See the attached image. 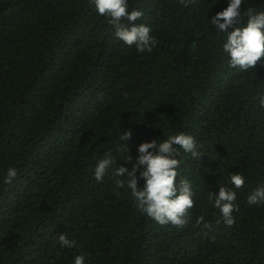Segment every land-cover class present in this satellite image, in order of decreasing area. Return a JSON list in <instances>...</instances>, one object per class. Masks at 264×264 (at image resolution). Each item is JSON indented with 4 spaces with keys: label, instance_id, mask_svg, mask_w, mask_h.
<instances>
[{
    "label": "trees",
    "instance_id": "1",
    "mask_svg": "<svg viewBox=\"0 0 264 264\" xmlns=\"http://www.w3.org/2000/svg\"><path fill=\"white\" fill-rule=\"evenodd\" d=\"M225 7L128 0L157 42L139 53L92 0H0V264H72L80 252L88 264H264V204L247 203L264 183V58L228 66L209 24ZM180 132L201 154L176 157L194 193L185 226L142 214L111 172L95 180L99 160L131 169L141 143ZM9 167L17 176L5 183ZM222 185L237 193L230 227L208 199ZM58 234L77 246L60 247Z\"/></svg>",
    "mask_w": 264,
    "mask_h": 264
},
{
    "label": "clouds",
    "instance_id": "2",
    "mask_svg": "<svg viewBox=\"0 0 264 264\" xmlns=\"http://www.w3.org/2000/svg\"><path fill=\"white\" fill-rule=\"evenodd\" d=\"M96 12L105 16L114 29L115 36L125 45L139 53L151 52L156 45L152 29L147 24L135 22L143 16L140 10L128 11V0H92ZM187 4V0H184ZM248 0H227V7L217 12L209 19V24L218 34L221 51L226 55L228 66L237 71L254 68L264 58V7L254 9L246 7L241 12V6ZM242 16L245 21L242 23ZM126 19L129 23H122ZM259 105L264 108V97L259 99ZM131 131L120 135L121 141L131 139ZM161 137V136H160ZM153 139L141 143L137 148V156L133 163L127 156L124 161L127 166H113L111 158L97 162L94 178L100 182L111 172L116 177L119 188L129 190L138 210L146 214L160 225L171 223L183 227L190 218L189 210L194 206L192 183L188 179L177 180V168L180 161L176 158L180 151L190 153L193 158H200L195 138L187 133L170 134L164 139ZM139 173V175H137ZM17 176V170L9 167L3 179L10 183ZM142 186H140V182ZM229 183L234 188L245 184V177L240 173H232ZM209 203L218 210L219 220L225 226L235 222L233 213L238 211L237 193L232 187L219 186L215 193H210ZM249 206L264 204V183L256 186L247 196ZM203 220V217H200ZM60 247L75 248L76 241L69 239L67 234H58ZM72 264H88L87 253L80 252L73 256Z\"/></svg>",
    "mask_w": 264,
    "mask_h": 264
}]
</instances>
